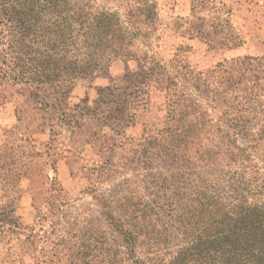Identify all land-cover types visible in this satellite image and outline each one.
I'll use <instances>...</instances> for the list:
<instances>
[{"label": "rangeland", "instance_id": "1", "mask_svg": "<svg viewBox=\"0 0 264 264\" xmlns=\"http://www.w3.org/2000/svg\"><path fill=\"white\" fill-rule=\"evenodd\" d=\"M99 2L117 12L126 30L110 61L69 83L18 85L0 105V264H108L106 249L123 251L122 243L103 239L92 261L82 260L76 229L89 218L87 226L96 227L95 197L142 186L147 174L173 195L191 178L211 175L230 196L223 201L227 210L251 177L246 164L231 166L232 180L224 171L218 177L216 170L226 165L221 153L207 166L200 162L218 142L217 128L211 136L200 130L178 150L174 134L202 120L191 97L217 120L207 91L218 86L211 72L218 64L259 58L264 70V0ZM201 21L208 42L187 33ZM230 36L239 44L224 48L220 43H231Z\"/></svg>", "mask_w": 264, "mask_h": 264}, {"label": "trees", "instance_id": "2", "mask_svg": "<svg viewBox=\"0 0 264 264\" xmlns=\"http://www.w3.org/2000/svg\"><path fill=\"white\" fill-rule=\"evenodd\" d=\"M195 14L192 8L191 16ZM123 23L99 0H0V90L10 93L0 96V105L18 85L69 83L103 68L125 42ZM193 28L197 30L187 29L190 37L210 40L202 21ZM230 40L220 44L238 46L237 37ZM259 60L231 59L211 70L219 82L207 91V98L217 120L213 123L207 108L191 97V109L201 113L202 120L174 134L176 146H187L200 130L220 136L199 160L207 166L221 153L226 165L215 173L220 177L224 171L226 181L236 174L231 166L252 167L231 207L224 206L230 196L211 175L191 178L173 195L147 174L142 186H121L106 197H95L100 208L92 223L96 227L87 226L89 218L76 229L82 260L91 262V253L101 250L104 239L124 246L123 251L115 245L106 249L108 264H264V70ZM212 127L217 130L210 134Z\"/></svg>", "mask_w": 264, "mask_h": 264}, {"label": "crops", "instance_id": "3", "mask_svg": "<svg viewBox=\"0 0 264 264\" xmlns=\"http://www.w3.org/2000/svg\"><path fill=\"white\" fill-rule=\"evenodd\" d=\"M4 105H6V104H4ZM0 108H2L1 106H0ZM6 110H7V108H6ZM10 110V109H9ZM9 115H10V111H9ZM9 117V116H8ZM1 131H2V129H1V127H0V134H1ZM0 139H1V137H0Z\"/></svg>", "mask_w": 264, "mask_h": 264}]
</instances>
